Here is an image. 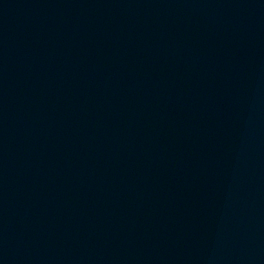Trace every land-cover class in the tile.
<instances>
[{"label": "water", "instance_id": "obj_1", "mask_svg": "<svg viewBox=\"0 0 264 264\" xmlns=\"http://www.w3.org/2000/svg\"><path fill=\"white\" fill-rule=\"evenodd\" d=\"M0 264H264V0H0Z\"/></svg>", "mask_w": 264, "mask_h": 264}]
</instances>
